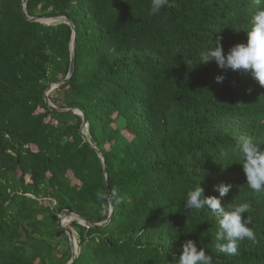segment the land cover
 <instances>
[{
    "label": "trees",
    "instance_id": "trees-1",
    "mask_svg": "<svg viewBox=\"0 0 264 264\" xmlns=\"http://www.w3.org/2000/svg\"><path fill=\"white\" fill-rule=\"evenodd\" d=\"M24 1L0 0V264H69L60 217L109 220L104 160L112 220L69 224L80 245L74 264H173L188 240L213 264H264V191L247 187L230 151L238 137L264 147V86L199 59L215 40L225 54L246 43L264 3L172 0L150 16L151 0H28L31 18L68 19L45 25L27 18ZM69 22L75 71L49 100L86 113L87 141L82 116L45 101L69 76ZM198 183L216 197V185H232L226 208L250 205L243 215L255 239L235 255L216 249L213 212L184 209Z\"/></svg>",
    "mask_w": 264,
    "mask_h": 264
},
{
    "label": "clouds",
    "instance_id": "clouds-1",
    "mask_svg": "<svg viewBox=\"0 0 264 264\" xmlns=\"http://www.w3.org/2000/svg\"><path fill=\"white\" fill-rule=\"evenodd\" d=\"M264 3V0H257ZM172 6V0H151L150 16L158 15L166 7ZM246 43L234 45L225 54L220 40H215L214 47L202 50L199 55L200 63L215 61L218 68L227 72L245 71L264 86V8L258 9L251 18L250 30L246 32ZM225 77L217 76L216 82L223 83ZM231 153L240 160L246 185L253 191H264V147L254 143L251 138L238 137ZM232 185L221 183L216 185L215 191L219 197L205 196V189L200 183L187 192L184 203L185 210H202L207 208L218 218L216 232V249L219 252L235 255L238 244L244 239L254 240V233L249 227L251 219L243 214L249 210L246 202L233 206H222V198L231 190ZM182 252L173 264H213V258L206 254L203 248L198 250L196 243L188 240L181 245Z\"/></svg>",
    "mask_w": 264,
    "mask_h": 264
},
{
    "label": "water",
    "instance_id": "water-1",
    "mask_svg": "<svg viewBox=\"0 0 264 264\" xmlns=\"http://www.w3.org/2000/svg\"><path fill=\"white\" fill-rule=\"evenodd\" d=\"M27 3H28V0H25L24 3H23V11H24V14L27 16V18L29 20H31L32 22H37V23H41V24H45V25H50L49 22H47L48 20L53 21L54 19H59V20L61 19V20H64V21H68L66 16H61V17H56V18H44V19L31 18V17H29L27 15V12H26ZM69 24L72 26L73 32H74L73 43H72V58H71L69 76L64 81H62L60 83H57V84H51L49 86V88L45 92V101H46L47 106L52 111H54L56 113L82 116L83 124H82V128H81V135L87 141L85 131L88 128V118H87L86 113L84 111H82V110H79V109H58L57 107L53 106L50 103V100H49L50 93L53 90H55L56 88L61 87L62 85L68 83L70 81V79L72 78V76L74 74V71H75V47H76V36L77 35H76V31H75V27H74L73 23L69 22ZM100 156L103 157L101 154H100ZM104 166H105V170H104L105 186H106V190H107L109 203H110V206H111V209H110L111 214H110L109 220L107 222L103 223V224H94V223H91V222L87 221L84 218H81L79 215H77V214H75V213H73L71 211L67 212L65 215L61 216L60 219H59V227L66 231V233L68 235V238H69V240L71 242L73 258H72V260H71V262L69 264H74L76 259L78 258L80 245L77 242V237H76L75 231L66 222L70 221L69 224L73 223V222H77V223H79V224H81V225H83V226H85L87 228L97 229L99 227H104V226L108 225L111 222V220H112V216H113V213H114V201H113L112 195H111V193L109 191L108 184H107L108 169H107V164H106L105 160H104ZM72 216H74L75 218L70 219Z\"/></svg>",
    "mask_w": 264,
    "mask_h": 264
},
{
    "label": "rangeland",
    "instance_id": "rangeland-1",
    "mask_svg": "<svg viewBox=\"0 0 264 264\" xmlns=\"http://www.w3.org/2000/svg\"><path fill=\"white\" fill-rule=\"evenodd\" d=\"M47 22H49L50 25H54V24H58V23H61V22H65V21H64V20H61V19H60V20H59V19H54L53 21L48 20ZM57 89H58V88H56L52 93H50L49 96L52 97V96L56 93ZM50 97H49V98H50ZM58 97L60 98L61 101H63V97H64L63 94L58 95ZM50 103H51V102H50ZM51 104H52V103H51ZM73 218H74V217L72 216L70 219H73ZM69 222H70V221H69ZM69 222L67 223L68 225H69ZM75 234H76V233H75ZM76 237H77V235H76Z\"/></svg>",
    "mask_w": 264,
    "mask_h": 264
}]
</instances>
